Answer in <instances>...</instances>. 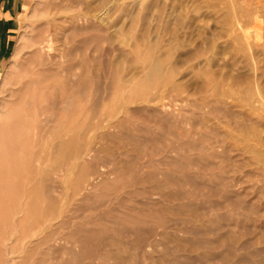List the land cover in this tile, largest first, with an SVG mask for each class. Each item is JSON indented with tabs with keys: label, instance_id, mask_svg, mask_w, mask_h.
<instances>
[{
	"label": "rangeland",
	"instance_id": "374dc122",
	"mask_svg": "<svg viewBox=\"0 0 264 264\" xmlns=\"http://www.w3.org/2000/svg\"><path fill=\"white\" fill-rule=\"evenodd\" d=\"M49 36L62 174L19 144L0 264H264V0H0V84Z\"/></svg>",
	"mask_w": 264,
	"mask_h": 264
},
{
	"label": "bare ground",
	"instance_id": "6f19581e",
	"mask_svg": "<svg viewBox=\"0 0 264 264\" xmlns=\"http://www.w3.org/2000/svg\"><path fill=\"white\" fill-rule=\"evenodd\" d=\"M47 5L44 8L46 11H48ZM44 25L40 26V28H43ZM39 30L44 31L45 29ZM66 32L68 33L67 30ZM53 42V36H49L44 40L41 38L32 39V45H36V52L40 55L41 60L35 61L34 57L30 59L29 74L26 72V65L28 64L20 63L19 61L17 55L21 50L18 48L15 58L0 84V221L10 220L12 217L19 216L20 214L21 216L23 215L22 203L20 204V198L18 197L21 195L14 187V183L17 180L14 173V158L19 152V144L23 142L25 137H30V148L39 145L38 151L33 156L36 166L43 171H54L57 173V176L62 174L60 168L62 163L61 153L65 151L66 130L64 124L61 123V117L55 123L57 112H50L46 108L50 96L54 93V89L56 90L57 88L56 84L50 83V81L54 80V75L60 73L62 70L54 65L56 60L54 51L57 48ZM76 53H78V47L74 48L73 54L76 55ZM139 53L140 50L138 51ZM140 54L142 55V53ZM148 57L145 58L147 59ZM148 60L149 62L146 61L148 63L147 66L143 62L145 64L143 66L146 67V70L148 69V74L146 73L148 78L156 76L159 80H162L164 78L162 61L151 58H148ZM142 61H145V59ZM162 83L164 82L162 81ZM70 85V95L62 101L63 105L59 108L65 110L67 104L73 107L76 111L73 118V125L75 127L78 122L79 77ZM76 133L77 128L75 127L74 134ZM42 136L45 139L44 141L41 139ZM51 152L56 154L55 160L51 165L44 166V160L48 158ZM29 203L30 200L25 201L26 205H29ZM28 209L30 211V205ZM25 215H27L26 211Z\"/></svg>",
	"mask_w": 264,
	"mask_h": 264
}]
</instances>
